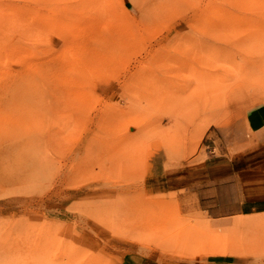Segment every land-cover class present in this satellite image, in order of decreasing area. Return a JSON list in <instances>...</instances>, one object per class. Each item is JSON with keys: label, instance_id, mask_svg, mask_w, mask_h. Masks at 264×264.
<instances>
[{"label": "rangeland", "instance_id": "obj_1", "mask_svg": "<svg viewBox=\"0 0 264 264\" xmlns=\"http://www.w3.org/2000/svg\"><path fill=\"white\" fill-rule=\"evenodd\" d=\"M252 114L264 0H0V264H264V212L176 199L222 147L264 191Z\"/></svg>", "mask_w": 264, "mask_h": 264}, {"label": "crops", "instance_id": "obj_2", "mask_svg": "<svg viewBox=\"0 0 264 264\" xmlns=\"http://www.w3.org/2000/svg\"><path fill=\"white\" fill-rule=\"evenodd\" d=\"M249 119L252 134L258 138V142H264V114L261 118L252 114ZM214 134L217 133L210 132L209 128L204 135L210 137L212 141ZM213 142L216 143V140L214 139ZM222 148L218 154L209 159L199 160V166L194 169L182 170L180 175L182 187L176 193L178 209L182 214L220 219L264 212V191L256 187L260 182L255 180L257 172L250 170V165L245 164V157L252 149L231 152L229 149ZM138 262L129 261L126 264H139ZM149 262L145 260L144 264ZM229 262V257L217 258L214 255L198 261L185 259L171 260L166 263L229 264Z\"/></svg>", "mask_w": 264, "mask_h": 264}, {"label": "bare ground", "instance_id": "obj_3", "mask_svg": "<svg viewBox=\"0 0 264 264\" xmlns=\"http://www.w3.org/2000/svg\"><path fill=\"white\" fill-rule=\"evenodd\" d=\"M148 4V3H147Z\"/></svg>", "mask_w": 264, "mask_h": 264}]
</instances>
